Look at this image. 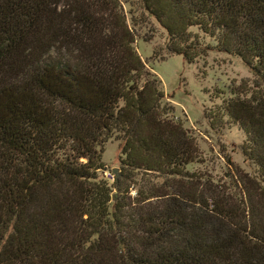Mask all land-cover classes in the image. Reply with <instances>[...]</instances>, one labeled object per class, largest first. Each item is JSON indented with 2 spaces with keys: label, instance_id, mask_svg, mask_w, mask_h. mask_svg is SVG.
<instances>
[{
  "label": "trees",
  "instance_id": "trees-1",
  "mask_svg": "<svg viewBox=\"0 0 264 264\" xmlns=\"http://www.w3.org/2000/svg\"><path fill=\"white\" fill-rule=\"evenodd\" d=\"M143 1L171 53L195 63L203 35L255 76L217 90L214 118L242 129L256 177L188 171L198 145L120 0H0V264H264V0Z\"/></svg>",
  "mask_w": 264,
  "mask_h": 264
},
{
  "label": "rangeland",
  "instance_id": "rangeland-1",
  "mask_svg": "<svg viewBox=\"0 0 264 264\" xmlns=\"http://www.w3.org/2000/svg\"><path fill=\"white\" fill-rule=\"evenodd\" d=\"M143 4V0H120L126 19L135 24L139 56L161 81L165 104L171 108L169 118L182 122L198 145V160L187 166L188 171L227 186L235 176L256 177L255 167L242 154L246 139L242 129L227 117L222 124L214 118L222 104L217 90L227 93V98L231 87L253 86L255 76L240 58L219 51L214 47L215 40L203 35L201 40L212 49L195 63L189 64L183 56L171 53L166 30ZM191 31L199 33L196 28ZM121 145L113 138L104 146V176L119 168Z\"/></svg>",
  "mask_w": 264,
  "mask_h": 264
},
{
  "label": "built area",
  "instance_id": "built-area-1",
  "mask_svg": "<svg viewBox=\"0 0 264 264\" xmlns=\"http://www.w3.org/2000/svg\"><path fill=\"white\" fill-rule=\"evenodd\" d=\"M105 177L110 183H112L115 181L116 175L113 173V171H107L105 172Z\"/></svg>",
  "mask_w": 264,
  "mask_h": 264
},
{
  "label": "water",
  "instance_id": "water-1",
  "mask_svg": "<svg viewBox=\"0 0 264 264\" xmlns=\"http://www.w3.org/2000/svg\"><path fill=\"white\" fill-rule=\"evenodd\" d=\"M112 171H113V173H114L115 175H118V173H119V168H114ZM113 200L116 201V198H113Z\"/></svg>",
  "mask_w": 264,
  "mask_h": 264
}]
</instances>
